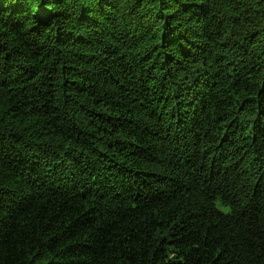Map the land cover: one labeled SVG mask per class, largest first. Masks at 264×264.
<instances>
[{
	"label": "trees",
	"instance_id": "obj_1",
	"mask_svg": "<svg viewBox=\"0 0 264 264\" xmlns=\"http://www.w3.org/2000/svg\"><path fill=\"white\" fill-rule=\"evenodd\" d=\"M0 264H264V0H0Z\"/></svg>",
	"mask_w": 264,
	"mask_h": 264
}]
</instances>
